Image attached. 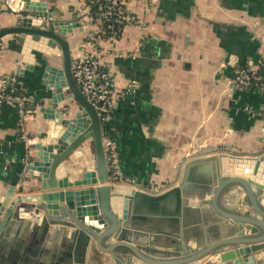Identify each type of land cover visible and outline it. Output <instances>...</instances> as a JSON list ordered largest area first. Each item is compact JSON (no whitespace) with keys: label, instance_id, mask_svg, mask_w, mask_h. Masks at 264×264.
I'll return each mask as SVG.
<instances>
[{"label":"crops","instance_id":"1","mask_svg":"<svg viewBox=\"0 0 264 264\" xmlns=\"http://www.w3.org/2000/svg\"><path fill=\"white\" fill-rule=\"evenodd\" d=\"M40 1L56 18L72 21L79 19L87 0ZM128 9L138 23L126 25L116 40L103 37L97 22L87 29L79 24L67 35L73 59L83 52L94 54L125 93L108 133L118 145L123 183L159 193L178 184L185 164L194 158L264 154V94L241 89L235 73L264 60V0H130ZM18 19L6 0H0V30ZM89 34L95 37L91 45ZM33 52L20 50L14 35L0 40V90L3 79L17 77L32 106L22 120L15 103L0 104V200L12 184L16 195L21 187L35 192L37 179H24L27 157L38 153L30 145L49 142L62 131L40 110L51 105L42 60L61 67L62 57ZM20 67L23 75L18 74ZM68 103L78 110L73 99L58 108ZM46 133L49 137L42 141L39 136ZM81 151L64 165L74 179L93 168L90 143ZM21 209L2 234L0 264H120L96 244L85 254L80 243L74 253L71 242L62 244L64 235L55 250L52 241H42L46 217L37 224L35 213ZM74 255L86 262H74Z\"/></svg>","mask_w":264,"mask_h":264},{"label":"water","instance_id":"2","mask_svg":"<svg viewBox=\"0 0 264 264\" xmlns=\"http://www.w3.org/2000/svg\"><path fill=\"white\" fill-rule=\"evenodd\" d=\"M78 22L77 16L56 18L46 2L29 0L17 24L0 30V40L14 35L20 50L62 57L61 67L42 60L51 105L40 108L62 131L30 145L38 153L27 157L24 179L35 177L38 185L30 193L21 187L16 195L12 184L0 200V240L21 206L23 213L36 214L37 224L46 217L42 241H52L55 250L64 235L62 244L71 242L74 253L84 237L85 254L96 244L120 264H264V154L247 164L231 155L194 158L179 183L159 193L118 182L105 149V125L73 75L67 35ZM70 99L78 104L76 112L69 103L58 108ZM86 142L93 168L74 179L64 165L80 157ZM74 262L86 261L75 256Z\"/></svg>","mask_w":264,"mask_h":264},{"label":"built area","instance_id":"3","mask_svg":"<svg viewBox=\"0 0 264 264\" xmlns=\"http://www.w3.org/2000/svg\"><path fill=\"white\" fill-rule=\"evenodd\" d=\"M130 0H91L80 11L79 22L83 29H87L91 22H97L99 33L109 35V39L116 40L118 32H122L123 28L128 24L138 23V18L128 9ZM9 8L19 16L25 9V0H6ZM93 4L96 10L93 11ZM93 34L88 35L87 43L91 45L94 39ZM73 75L74 78L88 100L98 110L99 115L104 123V142L110 167L118 182H125L120 164V153L116 141L108 134L110 124L113 119V112L124 96V92L119 91L116 82L102 61L90 52H83L73 59ZM236 83L243 90L259 89L264 94V62L260 61L258 66L238 67L235 70ZM15 81V78H12ZM10 82V79H3L2 85ZM2 88V89H3ZM3 100L13 102L17 105L19 115L25 120L32 111V106L25 95L4 94L0 90V103ZM26 142H30V138L24 136ZM133 183V182H131Z\"/></svg>","mask_w":264,"mask_h":264},{"label":"trees","instance_id":"4","mask_svg":"<svg viewBox=\"0 0 264 264\" xmlns=\"http://www.w3.org/2000/svg\"><path fill=\"white\" fill-rule=\"evenodd\" d=\"M89 3L91 0H87ZM93 11L96 10V5L93 4L92 7ZM121 35V31L118 32V37ZM103 37L108 38L109 35H104ZM264 62V60H262ZM15 78V81L12 79ZM10 78V82H5V86L2 89L4 94H12V95H24L23 85L20 83L17 77ZM4 103H8L7 100H3L0 104L3 105Z\"/></svg>","mask_w":264,"mask_h":264},{"label":"rangeland","instance_id":"5","mask_svg":"<svg viewBox=\"0 0 264 264\" xmlns=\"http://www.w3.org/2000/svg\"><path fill=\"white\" fill-rule=\"evenodd\" d=\"M258 156H260V155H258ZM254 157H257V156H251V157L250 156H243L242 159L240 158V160H244L247 164Z\"/></svg>","mask_w":264,"mask_h":264},{"label":"flooded vegetation","instance_id":"6","mask_svg":"<svg viewBox=\"0 0 264 264\" xmlns=\"http://www.w3.org/2000/svg\"><path fill=\"white\" fill-rule=\"evenodd\" d=\"M84 240H86L84 237L82 238V241L83 242H81V244H83L84 243ZM79 251V250H78ZM78 251H77V253H78Z\"/></svg>","mask_w":264,"mask_h":264}]
</instances>
